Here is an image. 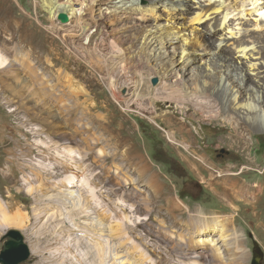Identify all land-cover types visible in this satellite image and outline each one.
<instances>
[{
	"label": "rangeland",
	"instance_id": "rangeland-1",
	"mask_svg": "<svg viewBox=\"0 0 264 264\" xmlns=\"http://www.w3.org/2000/svg\"><path fill=\"white\" fill-rule=\"evenodd\" d=\"M262 1L225 0L227 25L264 23V13H252ZM58 2L74 10L75 0ZM82 2L86 20L66 11L71 23L62 24L39 0H0V58L8 66L0 70V252L16 230L30 250L21 264H90L89 242L94 264H252L255 256L264 264V193L257 210L224 198L229 164L237 172L249 156L264 166V131L238 134L236 115L213 119L170 100L150 114L140 97L143 108L127 106L120 89L125 79L151 88L178 74L193 91L202 65L181 68L178 43L201 42L198 33L183 31L182 17L168 20L158 11L155 28L168 37L145 48L147 61L137 63L128 40L143 27L131 31L124 16H98L99 0ZM85 24L89 31L81 33ZM173 28L183 38H172ZM166 117L183 127L169 129L176 143L151 121L165 126ZM230 133L250 138V148L229 147ZM260 176L239 180L264 186ZM86 210L97 218L94 232L79 219Z\"/></svg>",
	"mask_w": 264,
	"mask_h": 264
},
{
	"label": "bare ground",
	"instance_id": "bare-ground-1",
	"mask_svg": "<svg viewBox=\"0 0 264 264\" xmlns=\"http://www.w3.org/2000/svg\"><path fill=\"white\" fill-rule=\"evenodd\" d=\"M256 1L250 0L251 4H255ZM39 2L52 18H57V13L61 10L68 11L61 8L58 0H39ZM99 3L100 5L96 6L98 16L107 19L124 16L131 25V31L137 27H143L144 30H142L143 32L140 36H133L132 34L128 40L130 44L129 52L137 63L141 62L145 48L149 50L152 47L153 49L155 46L154 41H157L161 46L163 38L169 34L164 29L163 31H159L158 27L155 28L158 24V11L164 12L168 20L173 16V18L182 17L187 24V26L185 25L186 27L182 28L183 31L197 32L198 37L201 38V42L194 41V43H191L187 41V38H183V34L180 31H176L174 28L169 31L173 35L172 38H183L178 43L179 47H181V55L177 57L179 66L183 69L193 70L201 68L200 65H202L204 74L202 72L201 77L198 74V78H196L197 85L196 88L193 87V91L181 84L178 74H175L174 77L166 76V80L170 84H166L165 80L161 79L160 84L151 88H144L141 80L138 83L131 84L125 79L120 85V89H123L126 94L127 106H137L138 109L139 107L143 108L139 103L140 101L138 102L140 97L144 105L143 109L147 113L152 114L155 112L154 108L157 102L170 100L180 109L187 107H193L200 111L204 109L210 113L212 118L227 119L231 117V114H234L236 115L235 117L239 118L233 121L235 124L232 123L233 128H236L235 132L238 134L239 131L237 129L241 130L240 134L248 133L249 131H264V34L258 35L255 33L258 28L261 29L264 26V23H261V18L253 20V23H250L248 20L242 21L237 19L239 20L238 24H236L237 20L235 19L230 25H227V19L231 12L225 0H144V4H141L140 0H99ZM74 4V10H69L68 12L71 13V16L75 14L77 19L86 20L85 16L89 15V12L88 14L85 11V13L83 12L82 5L84 2L82 0L76 2L75 0ZM256 8L258 10L253 11V14L254 12L263 14L264 0L261 4L253 7V9ZM237 9L235 8L234 11ZM238 13L243 14L242 11ZM155 21L157 22L155 23ZM88 25L85 24L84 28L82 26L81 33H84L85 29L89 31ZM150 25H154V27H150ZM236 25L237 28H235ZM234 30L236 31L234 32ZM241 32L242 35L239 36ZM144 45H148V47H144ZM116 52L121 53L122 49H118ZM147 53L144 51V54L149 56ZM146 56L144 55L142 62L147 61ZM218 58L220 59L219 63L216 62ZM215 65L218 67H215ZM7 68L8 66L5 61L0 58V70H6ZM164 73L165 71L161 73L152 71L149 76L165 77ZM233 80H237L243 86L244 95L236 92L235 86L232 85L235 82ZM160 115L164 117L165 113ZM151 121L166 135L171 143H176L174 132L170 130L182 131V126L177 125L167 117L164 118V123L168 129L158 124L155 120ZM229 137V147H238L241 150H245L251 144L250 138L243 136L235 137L231 133ZM262 166V162H256L249 158V156L245 157L243 166L237 172L232 170L235 166L229 164L228 171L226 170L227 173H224L228 178L225 183L224 195V198L228 199V203L233 204L234 201H240L251 205L254 210H257V204L261 202L259 195L261 196L264 193V186L261 183L249 184L248 182L246 183L245 178L241 180L239 178L246 177V175L248 176L256 171L262 175L260 177L263 179L264 166ZM240 190H243V192ZM258 213L257 211L254 212L256 218L258 217ZM79 219L82 224L85 223L90 227V232H94L97 226V218L92 217L86 210ZM31 247V252L37 253V249L39 248L36 249L34 246H30V249ZM87 247L86 254L88 261H90V264H94L98 261L97 252L95 253V249L94 251L91 249L90 242L87 244ZM119 261L118 264H123L124 260L122 263Z\"/></svg>",
	"mask_w": 264,
	"mask_h": 264
},
{
	"label": "water",
	"instance_id": "water-1",
	"mask_svg": "<svg viewBox=\"0 0 264 264\" xmlns=\"http://www.w3.org/2000/svg\"><path fill=\"white\" fill-rule=\"evenodd\" d=\"M57 20L62 23H68L70 18L67 12L59 11L57 13ZM156 80L153 81L155 83ZM7 241L4 248L0 252V264H21L26 261L30 256L28 245L24 242V238L19 231L10 230L7 233ZM261 257L255 256L252 264H259Z\"/></svg>",
	"mask_w": 264,
	"mask_h": 264
}]
</instances>
